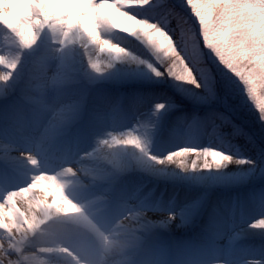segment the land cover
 I'll list each match as a JSON object with an SVG mask.
<instances>
[{"label": "clouds", "instance_id": "clouds-1", "mask_svg": "<svg viewBox=\"0 0 264 264\" xmlns=\"http://www.w3.org/2000/svg\"><path fill=\"white\" fill-rule=\"evenodd\" d=\"M0 8V146L14 144L17 162L0 186V264H264V149L249 159L232 143L264 138V0ZM116 69L147 70L207 113L177 117L185 131L165 148L152 117L167 101L126 111L110 91ZM213 154L220 168L205 167ZM228 166L261 186L211 203L180 196Z\"/></svg>", "mask_w": 264, "mask_h": 264}, {"label": "bare ground", "instance_id": "bare-ground-1", "mask_svg": "<svg viewBox=\"0 0 264 264\" xmlns=\"http://www.w3.org/2000/svg\"><path fill=\"white\" fill-rule=\"evenodd\" d=\"M11 2L15 3L16 0H11ZM4 0H0V4H3ZM3 15V9L0 8V16ZM133 50L141 55L142 58L149 59L152 62L151 57L147 56V53L144 52L141 48L137 46H132ZM157 66L158 65H154ZM136 79H142L147 82H152V85H155L156 82H160L159 80L150 76L147 70L137 71V72H129L126 69H116L113 73L112 83L117 82L120 83L118 86H113L110 88L111 93L114 96H118L120 100L121 106L126 110L131 112L135 110L137 114L139 113H149L153 107V104L156 102L167 101L168 107L167 111L162 113H158L154 119L160 129V140L164 142L165 148L168 147L167 141L171 139L174 135H183L184 128L182 126L177 125L174 129V124H176L177 117H179L182 113L190 114L196 118H200L206 115L207 111L201 109L198 106H195L193 103L194 99L189 98L183 92L176 90L166 83L161 87L149 86V87H138L135 88V84H129L130 81H136ZM136 83V82H135ZM162 83V82H160ZM236 140H241L236 147L240 150L241 154H245L247 152L246 157L249 159H255L258 153L253 154L254 149L251 145L245 144V141L242 138H235L232 140V143L235 144ZM208 141L203 139L202 137L199 140V145L207 144ZM245 145V146H243ZM172 147L179 146L178 144L171 145ZM244 152L242 153V151ZM4 149L0 146V152H3ZM2 168V169H1ZM224 175L219 177L215 182H213L212 186L207 189H194L192 191H187L183 186H176L179 188V194L181 197L183 196H194L203 194L206 196L207 200L211 203L214 201L221 200H231L233 198H245L247 194L251 191H255L256 186H261L262 181H260V185H255L252 187L251 185H247L248 182L244 184H237L231 186V183L236 182L238 180H242L239 171L237 168L232 166H228L223 169ZM14 179V169L0 163V184L3 186L4 184H8L11 186V182ZM244 180L247 178H243ZM250 182V181H249ZM170 191L175 190L173 185L166 186ZM224 188L225 190H222ZM65 204L63 205V208ZM62 208V209H63ZM73 209L65 213H72ZM255 238H253V241Z\"/></svg>", "mask_w": 264, "mask_h": 264}, {"label": "rangeland", "instance_id": "rangeland-1", "mask_svg": "<svg viewBox=\"0 0 264 264\" xmlns=\"http://www.w3.org/2000/svg\"><path fill=\"white\" fill-rule=\"evenodd\" d=\"M136 82V83H135ZM132 83L133 84H135V88H138V87H149V86H155V87H161L162 85H165L164 83H160V82H156V84L155 85H152V82H147V81H145V80H142V79H136V81H130L129 82V84L130 85H132ZM114 86H118V85H120V83H117V82H114V83H112ZM194 102L195 103H193L195 106H198V107H200L201 109H204L205 111H207L208 110V106H207V104L204 102V101H202V100H197V99H194ZM241 115L243 116V113H241ZM241 121H237V123H240ZM245 127H249L248 125H245ZM223 131H225V132H228V133H230L231 132V129H224ZM254 140H255V147H253L254 149H256V151L257 152H255V150H254V153L253 154H256V153H258L259 152V150L260 149H264V138H262L258 133L254 136ZM241 141V140H240ZM239 140H236L235 141V146L236 145H238L239 144V142H240ZM245 144H247V143H245ZM247 145H249V144H247ZM243 146H245V145H243ZM250 146V145H249ZM244 152V150L242 151V153ZM246 153L247 152H245V154H243V156H245L246 155ZM242 180H238V181H236V182H233V183H231V186H234V185H237V184H244V183H246V182H248L247 183V185H259L261 182L260 181H257V179H243V178H241ZM250 181V182H249ZM260 187V186H259Z\"/></svg>", "mask_w": 264, "mask_h": 264}, {"label": "snow or ice", "instance_id": "snow-or-ice-1", "mask_svg": "<svg viewBox=\"0 0 264 264\" xmlns=\"http://www.w3.org/2000/svg\"><path fill=\"white\" fill-rule=\"evenodd\" d=\"M4 151L0 152V163L4 165L16 169L17 162L14 158V144L9 143L7 145L2 146ZM224 162V157L216 156L215 154L211 155V159L209 160L208 164L205 167L211 166L213 168H220L222 163ZM261 202L264 203V197L260 198ZM72 209V206L65 202V207L62 209L63 212H68Z\"/></svg>", "mask_w": 264, "mask_h": 264}]
</instances>
